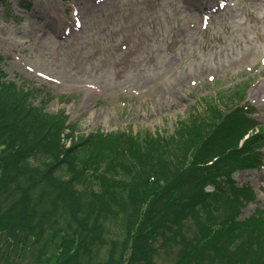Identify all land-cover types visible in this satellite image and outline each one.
Wrapping results in <instances>:
<instances>
[{
    "label": "trees",
    "instance_id": "obj_1",
    "mask_svg": "<svg viewBox=\"0 0 264 264\" xmlns=\"http://www.w3.org/2000/svg\"><path fill=\"white\" fill-rule=\"evenodd\" d=\"M6 76L0 68L4 258L40 264L56 246L64 257L45 264H158L173 248L172 264H264V207L243 217L257 193L235 179L264 168L244 92L194 106L172 132L98 131L68 145L77 124Z\"/></svg>",
    "mask_w": 264,
    "mask_h": 264
},
{
    "label": "rangeland",
    "instance_id": "obj_2",
    "mask_svg": "<svg viewBox=\"0 0 264 264\" xmlns=\"http://www.w3.org/2000/svg\"><path fill=\"white\" fill-rule=\"evenodd\" d=\"M0 68L77 124L68 145L98 131L172 132L194 106L241 91L264 131V0H0ZM235 179L257 193L243 217L264 207V168ZM0 249V264L34 263ZM64 251L48 247L40 264ZM156 260L172 264L173 248Z\"/></svg>",
    "mask_w": 264,
    "mask_h": 264
}]
</instances>
